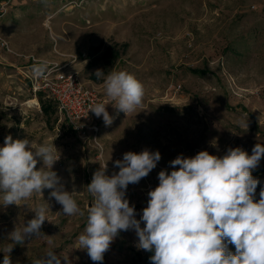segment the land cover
<instances>
[{
	"label": "rangeland",
	"instance_id": "1",
	"mask_svg": "<svg viewBox=\"0 0 264 264\" xmlns=\"http://www.w3.org/2000/svg\"><path fill=\"white\" fill-rule=\"evenodd\" d=\"M0 39L7 43L0 45V147L9 135L36 147L53 143L59 159L52 171L84 212L63 215L50 189L20 206L0 205V264L4 255L12 264H32L49 250L61 264H151L153 253L137 248L133 229L118 234L102 262L77 248L95 202L87 190L94 173L105 164L106 175L118 173L115 161L126 152L159 151L156 168L126 190L140 220L159 172L170 174L177 156L206 150L222 157L236 147L251 155L256 144L264 146V0H0ZM47 62L79 70L103 93L98 69L105 76L126 71L144 85L134 112L114 107L100 135L102 154L82 143L50 99L30 93L26 74ZM41 102L50 104L47 112ZM252 175L258 202L264 157ZM41 204L49 205L42 233L8 253L9 234L26 226Z\"/></svg>",
	"mask_w": 264,
	"mask_h": 264
},
{
	"label": "clouds",
	"instance_id": "2",
	"mask_svg": "<svg viewBox=\"0 0 264 264\" xmlns=\"http://www.w3.org/2000/svg\"><path fill=\"white\" fill-rule=\"evenodd\" d=\"M45 67H34V75L44 76ZM95 75L104 77L105 94L119 111L127 115L142 105L144 85L133 74L121 70L105 76L98 69ZM107 105L96 103L89 111L109 125L112 117ZM57 152L53 143L36 147L28 138L5 137L0 147V205L20 206L34 193L42 195L44 189H50V198L62 206L63 215L83 216L73 192L66 191L52 171L59 159ZM262 157L264 146L259 143L251 155L236 147L222 157L206 150L191 158L177 156L170 162V174L159 172V184L148 192L147 207L137 220L134 206L125 198L127 187L147 177L161 154L147 149L126 152L122 160L115 161L118 173L106 175L105 164L87 186L95 202L88 208L77 248L86 250L92 261L102 262L118 234L133 229L138 236L137 248L153 253L151 264H264V189L255 202L259 181L252 175ZM37 158L43 161L39 169ZM48 209V204L38 205L32 210L34 218L9 234L12 244L8 253L14 245L42 233V225L49 221ZM229 244L234 245L235 253L228 249ZM3 264H12L9 255H4ZM32 264H61V260L49 250Z\"/></svg>",
	"mask_w": 264,
	"mask_h": 264
},
{
	"label": "built area",
	"instance_id": "3",
	"mask_svg": "<svg viewBox=\"0 0 264 264\" xmlns=\"http://www.w3.org/2000/svg\"><path fill=\"white\" fill-rule=\"evenodd\" d=\"M1 40V39H0ZM1 46L7 43L0 41ZM45 74L36 77L33 69L26 74L28 89L35 100L42 95L50 99L57 107L60 118L67 121L73 133L83 144L91 143L99 155L103 152V144L100 138L105 125L102 116L97 118L89 109L96 103L108 104L106 110L112 107L109 114L112 119L115 116L114 104L105 93L92 83L82 80L80 71L68 64L47 62L43 64Z\"/></svg>",
	"mask_w": 264,
	"mask_h": 264
},
{
	"label": "trees",
	"instance_id": "4",
	"mask_svg": "<svg viewBox=\"0 0 264 264\" xmlns=\"http://www.w3.org/2000/svg\"><path fill=\"white\" fill-rule=\"evenodd\" d=\"M41 104H42V109H43V111H44V112H47V111L49 110V108H50V104H45L44 102H41ZM228 249H229L231 252L235 253V247H234V245H230V246L228 247Z\"/></svg>",
	"mask_w": 264,
	"mask_h": 264
}]
</instances>
